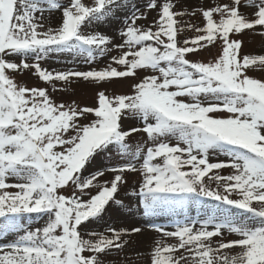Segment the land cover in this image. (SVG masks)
I'll return each instance as SVG.
<instances>
[{
	"label": "snow or ice",
	"instance_id": "6c2138e0",
	"mask_svg": "<svg viewBox=\"0 0 264 264\" xmlns=\"http://www.w3.org/2000/svg\"><path fill=\"white\" fill-rule=\"evenodd\" d=\"M241 3L200 8L204 26L188 24L198 35L180 40L185 26L177 27L176 17L186 13L175 10V0H148L143 8L132 0H0V237L18 234L0 244V264H106L125 237L143 229H86L110 203L122 205L116 195L129 173L142 177L131 195L145 217L207 209L205 218L186 216L174 231L155 228L161 238L150 264H264V78L249 75L264 71V54L244 53L237 38L264 30V0H244L247 13ZM153 11L151 25L138 23ZM56 12L61 22L53 28ZM119 13V44L89 31ZM210 47L220 51L209 62L188 58ZM113 50L120 54L99 70L41 66L53 54L90 64ZM28 70L53 91L54 82L73 78L97 87L136 82L131 94L98 91L94 107L66 105L47 88L18 83L15 75ZM130 121L140 127L126 128ZM134 133L144 134L143 144L129 143ZM105 153L124 162L86 176ZM217 155L227 160L211 162ZM106 173L111 179L101 180ZM32 214L46 216L45 224L23 222ZM225 233L238 239L226 241Z\"/></svg>",
	"mask_w": 264,
	"mask_h": 264
},
{
	"label": "rangeland",
	"instance_id": "374dc122",
	"mask_svg": "<svg viewBox=\"0 0 264 264\" xmlns=\"http://www.w3.org/2000/svg\"><path fill=\"white\" fill-rule=\"evenodd\" d=\"M85 2L90 3L91 0H85ZM148 2V0H132V3L143 8V6ZM244 0L241 3V11L247 13V9L243 6ZM231 3V0H175L176 11H182L186 13L183 16H178L176 19L179 21L177 27L181 25L185 26V31L179 34V39L183 40L185 38H192L198 33L187 30L188 24L197 25L199 27L204 26V20L199 14L200 8L211 7L216 4ZM197 11V15L193 16L191 13ZM156 18V13L149 12L148 20H141L138 23L142 26L151 25L153 20ZM52 19H57L58 25L61 22V14L56 12L52 15ZM125 21V16L123 13H119L114 19L105 21L100 24H93L89 31L100 32L101 34L107 35L114 38V43L119 44L121 38L118 35L120 29H122ZM55 28V26H53ZM259 31H247V34H241L240 38L243 40L242 51L247 54H264V36L259 34ZM218 47H210L209 49H204L196 54H189L190 60L209 62L210 60L216 58L219 55ZM119 50H113L105 57H98L94 63H84L82 60H73L69 54L61 55H51L49 58L41 61V66L49 71H67L69 69H74L78 71H88L90 69H103L111 63L110 57L119 55ZM17 63L20 62L19 58L16 60ZM33 61L29 60V63ZM114 67L116 65H113ZM34 70L24 71L15 75V79L18 83L26 85L28 87L37 88H47L52 99L57 103H64L66 105H71L73 103L79 106H95V99L98 91H106V94H131L132 84L136 81L133 78H122L118 79L114 83H106L103 87H97L90 85L82 80L73 79L75 82L65 85L62 82H54L57 90H52V85L45 82H41L38 77L33 74ZM151 73H141V76ZM249 75L256 78H264V71H249ZM187 99V98H178ZM87 123V121H82ZM126 128L130 127H140L138 121H130L125 124ZM146 139L143 133H134L129 138V143L136 145L137 142L143 144ZM171 143L175 144L176 141L172 140ZM227 158L223 155L211 156V162L226 161ZM124 161L116 156L115 154H102L92 166L85 173L87 176L91 172H95L101 169H107L110 166H114L118 163H123ZM187 170V169H185ZM215 171V170H214ZM230 169L222 170L224 175H228ZM209 175H212L210 173ZM111 179V174L106 173L105 177L101 180ZM127 184L123 185L121 190L117 193L116 199L122 201V205H117L115 203H110L107 211L103 215L102 220H97L88 223V228L86 231H94L99 233H104L111 235V233L106 232L108 228L120 229H132L134 227H140L143 229L141 233L133 234L130 238L125 237L128 243L125 245L124 249L117 255L113 252L111 256L106 258V264H150V253L151 250L156 246L155 242L161 238V235L155 231V228H162L167 231H174L175 225L177 223H184L185 217L203 219L207 215V209L201 208L199 205H192L191 207L180 210L177 209L175 212H161L153 216L145 217L142 215V210L138 209V198L132 196L131 193L138 191L142 184V177L139 173H129L126 175ZM208 177H205L207 181ZM215 187V185H212ZM9 191H16L15 189H9ZM209 207L213 202H206ZM233 213L238 215L241 219H247V217L239 212V210L233 209ZM47 220L44 215L32 214L29 218L27 215L23 217V222L28 223L31 228L42 227ZM16 233H10L6 237H0V244H7L13 242L17 238ZM218 240L219 238H214ZM238 239L235 235H229L225 233V240ZM168 243L176 242L174 238L168 239Z\"/></svg>",
	"mask_w": 264,
	"mask_h": 264
},
{
	"label": "bare ground",
	"instance_id": "6f19581e",
	"mask_svg": "<svg viewBox=\"0 0 264 264\" xmlns=\"http://www.w3.org/2000/svg\"><path fill=\"white\" fill-rule=\"evenodd\" d=\"M56 22H57V19L55 20V19H52V17H51L49 23L51 24L52 27L53 26H55V27L58 26V23H56ZM73 79H77V78H73Z\"/></svg>",
	"mask_w": 264,
	"mask_h": 264
}]
</instances>
